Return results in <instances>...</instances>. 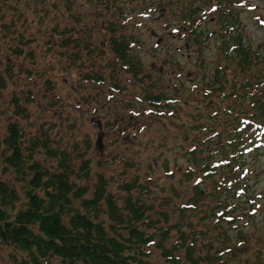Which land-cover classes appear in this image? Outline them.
Masks as SVG:
<instances>
[{"label":"rangeland","instance_id":"374dc122","mask_svg":"<svg viewBox=\"0 0 264 264\" xmlns=\"http://www.w3.org/2000/svg\"><path fill=\"white\" fill-rule=\"evenodd\" d=\"M181 1L174 0L177 6L173 10L176 14L171 16L173 19H180L184 15L181 12L187 10L190 2L199 4L207 12H215L212 17H206V28L219 31L217 11H209L217 0ZM234 4L237 5L234 26L242 36V47L249 53V58L256 55L259 63L264 64V0H242L241 4L236 0ZM155 15V18L143 19L140 25L131 14L124 23L126 27L122 31H129L126 39L135 44L127 49L139 67L134 75L117 62L109 47V36L112 32L118 36V24L124 19H119L118 8L112 7L108 0H0V129L4 130L6 116L11 110L4 104L14 97L24 100L25 90L30 88L32 100L26 106L30 114L20 119L26 137L40 133L42 121L48 124L57 120L63 124L68 119L71 128L64 133L63 127L59 126L55 128V136L62 135L68 138V144H72L69 139L72 136L81 138L87 135L93 146L90 152L96 158L103 159L113 155L114 151L118 152V158H133L140 175L132 192L138 190L147 194L151 212L167 208L175 227L187 233H190L188 223L192 222L191 235L196 239V250L201 256L231 246L234 254L225 263L264 264L263 149L259 153L255 150L241 153L239 158H244L249 171L240 177V182L247 179L252 190L250 187L245 189L240 194L241 199L228 197L237 204L230 207V211L236 214L247 212L241 200L250 191L257 194L256 200L261 205L252 201L256 215H243L238 220V227L233 225L228 230L230 235L226 238L223 231L216 233L209 223L200 220L201 210H180L195 201V196L200 199L202 207L211 203L207 194L211 193L213 184L202 178L197 184L201 188V197L195 194L192 184L199 175L203 176V168L205 164H211L212 158L206 155V151L194 158L192 153L196 150H192L199 138L219 139L214 133L201 136L206 129L200 126L210 124L217 106L223 103L214 101L221 90L214 89L206 96L202 89L207 76L210 79L213 63L224 64L226 74L220 83L225 86L223 90L230 88L234 72L230 65L237 62L235 58L239 53L224 56L227 52L224 46L230 38L216 40L213 35L208 42L193 40L189 43L181 33L188 19L166 27L158 14ZM220 15L223 24L228 21ZM230 32L236 34V31ZM17 48L21 53L16 51ZM205 63L210 65V70H206ZM31 68L36 70L30 77ZM92 72H97L100 77L91 76ZM87 73L89 77H86ZM152 78L160 83H152ZM149 93L171 96L170 107L159 115L145 112V108L151 106L148 99L135 100L136 97H147ZM243 107L249 108L245 104ZM220 114L228 116L223 111ZM48 136L53 134L48 133ZM221 140L224 142L227 138ZM211 142L214 146L221 145ZM224 157H227L226 148L218 150L214 160ZM220 176L217 172V180ZM143 187L147 191L142 192ZM240 231L245 238L238 244ZM172 236H176L174 230ZM11 254L10 247L0 244V264H11ZM152 262L164 264L156 253Z\"/></svg>","mask_w":264,"mask_h":264},{"label":"trees","instance_id":"16d2710c","mask_svg":"<svg viewBox=\"0 0 264 264\" xmlns=\"http://www.w3.org/2000/svg\"><path fill=\"white\" fill-rule=\"evenodd\" d=\"M235 1L217 0V4L209 9L217 11L216 20L220 27L216 31L205 25L206 17H212L215 12L209 13L199 4L190 2L187 10L181 12L184 15L173 19L171 16L176 14L173 10L177 6L174 0H135V3L134 0H118L119 19L131 14L134 18H147L153 13L155 18L157 13L166 27L188 19L181 32L187 42H208L213 35L216 40L230 38L224 46L227 50L224 56L239 53L235 58L237 62L230 65L234 68L230 88L223 90L225 86L220 83L226 74L223 63H213L210 79L207 76L203 84L206 96L214 89L221 90V97H215L214 101L223 104L217 106L210 124H201L200 127L206 129L201 136L214 133L219 139L199 138L194 146L196 153L192 155L195 158L206 151L213 161L218 150L226 148L227 153V157L215 159L217 164L213 167L204 166L202 178L214 186L207 194L211 203L202 207L200 199L195 196V201L180 207V210H201L200 220L209 223L216 233L223 231L225 238L230 235L231 226L238 227V220L243 215H256L250 209L254 207L251 191L241 200L245 203L246 213L230 211V207L237 204L228 197L241 199L240 194L245 189L250 187L252 190L251 184L240 182L239 178L244 164L239 158L241 133L252 134L247 130L250 127L254 131L251 139L264 133L261 126L264 123V64L259 63L256 55L249 58V53L242 47V36L234 26L237 17ZM241 1L238 0V4ZM112 2L115 4L116 0ZM220 14L225 21L228 20L224 24ZM2 15L5 18V11ZM124 27L125 24H118V36L112 32L108 38L109 47L119 64L137 75L139 67L127 52L129 41L125 35L129 31H122ZM230 31H236V34ZM16 51L21 53L18 48ZM205 66L210 70V65L205 63ZM35 70L31 68L30 77ZM91 76L100 77L97 72H92ZM30 91V88L25 90L24 100L17 97L7 100L4 106L11 110L6 116L4 130L0 129V244L12 249L11 264H155L152 262L155 253L164 264H214L215 259V264H228L225 262L234 254L233 247L224 246L215 254L208 252L201 256L196 250V239L191 235L192 222L188 223L190 233H187L175 227L167 208L151 212L147 194L138 190L132 192L140 175L133 158H118L117 151L103 159L96 158L90 152L93 146L87 135L81 138L72 136L69 138L72 144H68V138L62 135L56 137L55 128L62 126L64 133L71 128L68 119L63 124L57 120L48 124L42 121V131L26 137L20 119L30 114L26 108L32 100ZM141 98H147L158 108L168 107L171 102L168 95L161 93H149L135 101H141ZM244 104L249 108H244ZM221 111L228 116L222 117ZM258 114L261 115L256 117ZM48 133L53 134V140ZM223 137L227 140L220 142ZM211 141L221 145L214 146ZM209 170L211 172H206ZM217 172L221 174L218 180ZM201 175L199 181L192 184L198 197H201V188L197 185ZM142 190L147 191V188ZM172 230L176 233L173 238L170 237ZM241 232L238 244L245 238Z\"/></svg>","mask_w":264,"mask_h":264}]
</instances>
